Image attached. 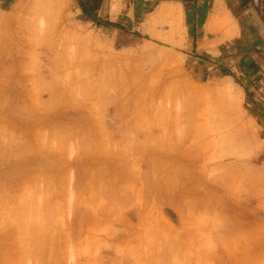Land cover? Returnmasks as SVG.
Segmentation results:
<instances>
[{
  "label": "rangeland",
  "instance_id": "obj_1",
  "mask_svg": "<svg viewBox=\"0 0 264 264\" xmlns=\"http://www.w3.org/2000/svg\"><path fill=\"white\" fill-rule=\"evenodd\" d=\"M79 5L0 0V264H264V111L176 5Z\"/></svg>",
  "mask_w": 264,
  "mask_h": 264
},
{
  "label": "crops",
  "instance_id": "obj_2",
  "mask_svg": "<svg viewBox=\"0 0 264 264\" xmlns=\"http://www.w3.org/2000/svg\"><path fill=\"white\" fill-rule=\"evenodd\" d=\"M171 4L176 5L171 10L183 11L191 49L199 47L202 52L214 55L215 65L222 70L226 68L243 87L248 108L264 111V0H80L79 8L91 22L113 31L129 30L137 13L158 11ZM224 15L236 23V32L231 37L222 31L205 30L212 26L213 18ZM252 118L257 119L255 111ZM261 121L264 124V116ZM262 136L264 139V133ZM249 172L260 176L264 185V161L255 163Z\"/></svg>",
  "mask_w": 264,
  "mask_h": 264
},
{
  "label": "bare ground",
  "instance_id": "obj_3",
  "mask_svg": "<svg viewBox=\"0 0 264 264\" xmlns=\"http://www.w3.org/2000/svg\"><path fill=\"white\" fill-rule=\"evenodd\" d=\"M173 12H174V15H176L177 13H180L177 9L173 10ZM210 24H212V26H209L208 29H213L216 31H222L226 36H229V37H231L236 32V23H235L234 19L230 16H227V15H224L220 18H213L212 21H210ZM69 130L71 131V129H69ZM82 150H83V148H82Z\"/></svg>",
  "mask_w": 264,
  "mask_h": 264
}]
</instances>
